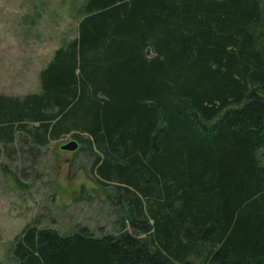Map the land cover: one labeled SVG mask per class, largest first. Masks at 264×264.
I'll list each match as a JSON object with an SVG mask.
<instances>
[{"label": "trees", "instance_id": "obj_1", "mask_svg": "<svg viewBox=\"0 0 264 264\" xmlns=\"http://www.w3.org/2000/svg\"><path fill=\"white\" fill-rule=\"evenodd\" d=\"M39 86L0 95V144L75 139L115 216L35 218L17 264H264V0H85Z\"/></svg>", "mask_w": 264, "mask_h": 264}, {"label": "rangeland", "instance_id": "obj_2", "mask_svg": "<svg viewBox=\"0 0 264 264\" xmlns=\"http://www.w3.org/2000/svg\"><path fill=\"white\" fill-rule=\"evenodd\" d=\"M84 1L0 0V95L39 92V72L76 36ZM70 140L37 148L18 135L14 144H0V264H17L12 245L35 218L62 234L80 227L95 236L111 232L112 191L70 166L71 153L59 149Z\"/></svg>", "mask_w": 264, "mask_h": 264}, {"label": "water", "instance_id": "obj_3", "mask_svg": "<svg viewBox=\"0 0 264 264\" xmlns=\"http://www.w3.org/2000/svg\"><path fill=\"white\" fill-rule=\"evenodd\" d=\"M78 146H79L78 142L75 139H71L67 143L61 145L59 149L61 151H67V152L72 153L77 150Z\"/></svg>", "mask_w": 264, "mask_h": 264}]
</instances>
